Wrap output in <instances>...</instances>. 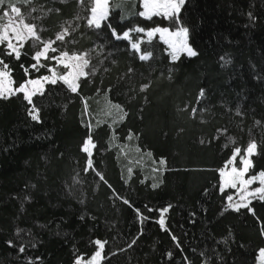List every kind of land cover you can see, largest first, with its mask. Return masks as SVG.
Returning <instances> with one entry per match:
<instances>
[{"label": "trees", "instance_id": "obj_1", "mask_svg": "<svg viewBox=\"0 0 264 264\" xmlns=\"http://www.w3.org/2000/svg\"><path fill=\"white\" fill-rule=\"evenodd\" d=\"M12 3L45 40L70 25L63 46L92 50L96 72L81 77L78 93L62 82L46 84L33 105L22 93L0 97V264H74L77 255L94 253L96 239L108 242L100 264H258L264 201H252L255 215L227 208L226 196L235 191H219L218 169L235 147L243 155L254 141L250 173L264 170V0H186L182 26L197 55L176 61L159 36H112L108 24L118 34L176 30L162 16H140V0H110L100 30L87 27L90 5L79 0ZM132 42L151 53L147 61ZM32 45L29 39L19 61L3 57L14 88L26 79L21 63L34 62ZM5 49L0 45V52ZM43 74L33 71L30 78ZM33 106L38 121L29 115ZM89 135L103 181L85 171L82 148ZM164 207L169 211L162 228Z\"/></svg>", "mask_w": 264, "mask_h": 264}, {"label": "snow or ice", "instance_id": "obj_2", "mask_svg": "<svg viewBox=\"0 0 264 264\" xmlns=\"http://www.w3.org/2000/svg\"><path fill=\"white\" fill-rule=\"evenodd\" d=\"M79 2L82 6L86 4L90 5V15L86 17L87 27L92 30L102 29V27L105 26L104 22L108 20L110 14L109 0H79ZM5 4H7V8L4 9L2 15H0V45H6L5 51L0 52V97L7 99L9 96L22 93L23 99L27 101L29 105H33L34 96H43L45 94L44 85H56L58 82H62L66 85L71 93H78L80 91L79 81L81 77L89 78L95 75L96 72L95 66L90 68L92 50H68L63 46L66 43V37L70 35V25L69 27H65L63 31L58 32L54 39H43L37 30V25L35 23L26 22L25 17L21 15L20 7L15 6L12 0H0V6ZM185 4L186 0H143L144 11H141L139 15L148 19H151L153 15L162 16L172 21L173 25L176 26V30L174 31H170L167 27H155L147 31L144 28H135L118 34L114 28H111L110 24H108L107 27H109L112 36L116 40H130L131 31L145 33L149 38L154 37L156 34H159L161 39L167 37L166 43L170 46L172 61H176L180 53H186L187 56L194 57L197 55V52L187 43L189 29L182 26L180 15ZM10 13L14 14V17L18 18V20H14L13 15H10ZM4 18H7L6 23H2ZM29 19L33 18L29 16ZM77 19H85V17L78 16ZM17 24L20 27H17ZM29 39L33 41L32 47L34 48V53L31 55V59L34 62L28 66L21 63L20 66L25 72L26 79L24 82L19 83L17 87L13 88L12 85L14 81L11 75L12 70L9 63H6L3 57L10 56L19 61L22 54H27L22 53V49ZM68 42L75 43V41ZM98 47L103 49L104 45H99ZM130 48L134 53L139 54L138 58L141 61H147L151 55L150 52L147 54L143 53L140 42H132ZM110 56L111 53H108L105 59L110 58ZM101 63H103V61H101ZM59 68H63L65 71L60 72L58 71ZM41 69H44L47 74L39 75L37 78H30L33 71L40 73ZM85 69H89V71H85ZM132 71L133 69L129 68V73ZM147 87V85H144L141 91L145 90ZM199 96L200 98L204 97L203 89L200 91ZM114 107L120 108L119 105H114ZM198 110V107L192 108L191 112L195 115ZM121 111H123V109H121ZM237 114H240L239 111H237ZM29 115L34 121L39 120V111L35 106L29 110ZM88 127L91 129V125H88ZM218 131L226 133L227 129H218ZM129 139H131V136H129ZM228 139L230 143L233 142L231 137ZM201 143H203V141H201ZM90 147L96 148V144L93 142L91 135L83 141L82 150L87 154V167L85 171L93 170L96 176L103 181V175L96 171L93 166V154L89 150ZM256 149L257 144L254 141H250L247 144L243 155H241V148L235 147L224 166L218 169L220 179L219 191L224 193L228 188L236 189V196H238V199H234V196L231 194L226 196V200L228 201L227 208L233 211L239 212L242 208H245L255 215L254 209L250 207L252 201L254 199L264 201V170L260 171L258 174L248 176V178L245 179L246 174H248L252 168L251 156L255 154ZM149 155L151 154L149 153ZM237 157H239L241 167H237L235 164ZM159 164L162 166L166 165V160L160 159ZM129 172H131V169H129ZM256 182H259L260 186L251 189V185ZM158 186V184L152 185L153 188ZM124 203L128 204L129 202L128 200H124ZM169 207L171 206L169 205ZM169 207L159 209L160 219L158 223L162 228H164V217L165 213L169 211ZM148 210L153 211V209ZM135 211L138 215L140 214V209L137 208ZM81 219H83V217H81ZM143 219L146 220L147 217H143ZM172 239L176 240V237L173 236ZM91 243L95 246V251L90 255V259L84 260L82 255H77L74 257V264H82V262L83 264H99L100 260L106 258L102 253L108 242L106 240L101 241L100 239H96ZM134 243L135 240L129 244V247ZM19 251L23 252L24 248L21 247ZM171 256L172 253L169 252L168 257L171 258ZM260 256L262 264H264V249H261Z\"/></svg>", "mask_w": 264, "mask_h": 264}, {"label": "rangeland", "instance_id": "obj_3", "mask_svg": "<svg viewBox=\"0 0 264 264\" xmlns=\"http://www.w3.org/2000/svg\"><path fill=\"white\" fill-rule=\"evenodd\" d=\"M110 1V0H109ZM140 4H141V7H142V9L139 11V13L141 12V11H144V7H143V0H140ZM15 6H17V7H19L18 5H16L15 4ZM7 8V5L6 6H4V7H0V15H2V11L4 10V9H6ZM110 11V10H109ZM10 15H13V18H14V20H18V18H16V17H14V14H11L10 13ZM22 15V14H21ZM23 17H24V15H22ZM154 16V15H153ZM7 22V18H4L3 19V22L2 23H6ZM27 22V21H26ZM17 27H20L18 24H17ZM161 28H164V27H161ZM151 29H153V28H151ZM151 29H149V30H151ZM147 31V30H146ZM170 31H172V30H170ZM145 34V33H144ZM145 36H146V34H145ZM155 36H159V34H156ZM154 36V37H155ZM147 37V36H146ZM160 37V36H159ZM147 38H149V37H147ZM153 38V37H152ZM150 39V38H149ZM168 38L167 37H165V39H162L165 43H166V40H167ZM187 43L189 44V42H188V36H187ZM166 45L168 46V48H169V51H170V53H171V49H170V46L168 45V43H166ZM190 45V44H189ZM191 46V45H190ZM192 47V46H191ZM193 48V47H192ZM193 50H194V48H193ZM182 54H186V53H180L179 54V56L180 55H182ZM85 71H86V69H85ZM12 87L14 88V85H12ZM44 87H45V85H44ZM90 152H92V148L90 147ZM256 151H257V149H256ZM256 153V152H255ZM251 161H252V156H251ZM235 164H236V162H235ZM237 166V165H236ZM238 167V166H237ZM241 167V166H240ZM251 175H253V174H251L250 173V171H249V173L248 174H246V176H245V179H247L248 178V176H251ZM260 185H259V182H256V183H254L253 185H251V189H254V188H256V187H259ZM250 189V190H251ZM234 191H235V196H234V199H238V196H236V189H234ZM264 249V248H263ZM261 251V250H260ZM102 255H103V253H102ZM84 258V257H83ZM87 259H90V257L89 258H84V260H87ZM103 260V259H102ZM102 260H100L99 261V264L101 263V261ZM82 264H83V262H82ZM258 264H262V259H261V256H260V253H259V256H258Z\"/></svg>", "mask_w": 264, "mask_h": 264}]
</instances>
